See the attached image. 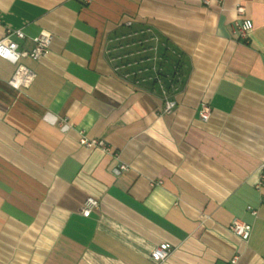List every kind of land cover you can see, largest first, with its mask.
I'll list each match as a JSON object with an SVG mask.
<instances>
[{
	"label": "crops",
	"instance_id": "0c3cea01",
	"mask_svg": "<svg viewBox=\"0 0 264 264\" xmlns=\"http://www.w3.org/2000/svg\"><path fill=\"white\" fill-rule=\"evenodd\" d=\"M129 21L169 49L159 83L113 70L107 40ZM7 28L22 49L52 43L21 58L27 88L0 57V264H264V0H0V39Z\"/></svg>",
	"mask_w": 264,
	"mask_h": 264
},
{
	"label": "built area",
	"instance_id": "2783aa9c",
	"mask_svg": "<svg viewBox=\"0 0 264 264\" xmlns=\"http://www.w3.org/2000/svg\"><path fill=\"white\" fill-rule=\"evenodd\" d=\"M211 1L201 0L206 5H209ZM237 12L244 14L245 8L238 6ZM126 25L131 28L133 23L129 21ZM252 28L253 22L251 19L237 20L233 26V34L238 38H246ZM24 38L25 33L21 29L7 28L4 37L0 39V57L16 65V70L9 80V84L16 89L29 87L37 76L34 70L21 62V58L29 57L34 60H41L47 55L52 43L51 34H41L34 38V47L27 50L20 48L17 40ZM111 41H118V45L114 48V55L109 59L114 72L123 79L141 85L159 83L162 77L166 76L165 68L168 58L164 57V51L168 48L151 27L131 28L130 31L124 34H117ZM175 105L174 101H167L165 112H170ZM211 112L212 108L209 103L204 102L201 104L200 116L203 120L208 121ZM80 142L88 147L97 145L107 149L103 140L89 139L82 136ZM121 167L126 168L124 165ZM262 185H264V161L260 166V180L257 186ZM98 206L99 201L97 199L88 197L82 207V213L89 215ZM229 228L240 236L247 235L250 231L248 224L238 219L234 220ZM171 252L170 246L161 244L152 250L151 258L156 261H163L168 258ZM238 258L239 256L235 254L230 258L229 264H236Z\"/></svg>",
	"mask_w": 264,
	"mask_h": 264
},
{
	"label": "rangeland",
	"instance_id": "374dc122",
	"mask_svg": "<svg viewBox=\"0 0 264 264\" xmlns=\"http://www.w3.org/2000/svg\"><path fill=\"white\" fill-rule=\"evenodd\" d=\"M115 36H116V35L110 36V37L108 38V40H107L106 51L108 50V52H106V53H107V55H108L109 58H111V57L114 55V52H115L114 48L118 45V41H111V39H114ZM167 50H168V49H166V50L164 51V57H165V58L168 57V56H167Z\"/></svg>",
	"mask_w": 264,
	"mask_h": 264
}]
</instances>
